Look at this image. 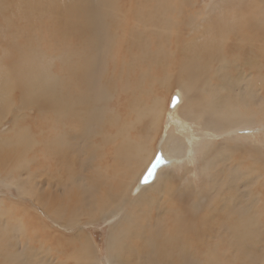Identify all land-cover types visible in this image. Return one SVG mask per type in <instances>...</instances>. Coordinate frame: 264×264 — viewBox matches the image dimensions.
<instances>
[{"label":"rangeland","instance_id":"1","mask_svg":"<svg viewBox=\"0 0 264 264\" xmlns=\"http://www.w3.org/2000/svg\"><path fill=\"white\" fill-rule=\"evenodd\" d=\"M191 2L187 12L188 16L191 13L192 20L189 19L190 22L183 24L185 33L181 43L177 45L175 31L168 40H165V33L157 37L149 28L136 35L135 29L140 28L133 26L131 0H0V85L12 86L14 80L22 79L25 81L22 87L31 97L29 103L26 92L22 98L19 87L9 90L0 88V264H60L86 241L91 244L98 263L109 264L107 239L111 230L122 220L126 204L115 210V217L90 222L82 219L74 227H66L67 225L55 220L54 214L50 213L48 208H53L62 200L65 195L64 188L72 194L78 186L70 181L74 176L69 177L71 174L76 175L73 172L76 168L67 169L65 163L73 162L76 157L78 167L82 158L88 160L89 151L93 148V161H98L101 165L99 153H103L102 150L111 157L118 149L120 141L114 122L121 126L122 120L133 117L130 108H133L135 101H147L151 104L155 97H160L166 112L169 110L171 97L178 98L179 92H183L190 99L212 94L221 96L223 93L231 102L232 99L237 102L244 98L253 104L264 99V85L260 87L251 81L254 67L248 64L253 58H257L261 61L264 73V0ZM117 5H122L125 17L120 18L116 13L119 11ZM238 9L240 11H237ZM246 10H250V22L246 25L245 13V20L241 25L237 17ZM66 17L69 20H66ZM79 22L87 24L83 26ZM218 24H221L220 30ZM86 26L92 29L87 30ZM239 36L246 38L245 49H250L248 55L251 58L248 57L247 64L239 47ZM255 37L259 38L253 42ZM160 39L162 43L159 42ZM205 43L209 45L206 46ZM202 46L207 49L217 47L219 54L224 53L222 57L229 63L220 70L218 77L213 76V92L203 94L198 88L201 75L195 69L199 64L194 63L191 54H185L187 51L199 54L198 49H202ZM158 49L166 52L163 59L161 58V65L150 61L148 56ZM256 50L261 51L262 57L256 56ZM182 59L186 60L185 64H190L189 67L182 65L185 62ZM221 60L222 58H218L212 62L218 65ZM82 66L86 68L84 76L89 79L88 85L93 86L94 93L91 95L86 91L87 88L76 91L72 84L74 79L81 77L79 67ZM70 69L72 71H69ZM35 73L45 78L46 87L48 82H56V76H63L64 80L72 78L67 87L80 95L85 91L88 96H75L79 100L76 116L73 117L68 112L62 118L61 125L56 128L55 123H59L60 119L46 102L50 97L48 87L39 106L31 91L29 80ZM112 74H120V78H116L113 91L108 85H104L108 88V91H105L102 87L103 80ZM80 85L82 84L78 86ZM186 85L191 88H184ZM67 87L63 86L61 89L65 90ZM65 93L71 102L64 104H69L73 109V94ZM186 99L184 97V102L183 99L181 101L183 105L171 111V118L187 123L188 127L185 126V129L178 130L175 127L174 130L176 135L181 132L183 139L192 140L194 152L192 155L184 153L181 158H175L176 161L172 160L170 168H166L168 170H164L163 174L172 181L170 185L175 189L177 198L184 191L191 193L201 203L195 214L197 223L207 225L208 220L204 217L209 213L210 216H222L226 223L217 233L213 229L216 233L214 237H182V251L188 255L194 246L195 264H264L263 116H257L254 122L246 125L235 124L214 130L206 127L200 118H182L183 106L189 102ZM176 103L178 105L179 100ZM81 112L86 113L83 120L79 117ZM69 120H73L72 125L76 129L65 133V130H69ZM160 122L162 124L159 123L158 129L151 131L152 133L148 129L151 126L148 119L139 127L145 134L150 132L152 154L158 151L162 137L168 135L173 128V123H166L168 121L165 113ZM106 132L112 139L102 150L96 148L98 142L104 146L102 137ZM58 134L65 135L70 146L63 150H73L72 153L78 155H69L68 158L64 153L58 154L54 151ZM131 134L133 137L138 136L135 129L131 130ZM209 141L216 149L210 147ZM227 147L231 150L228 151ZM55 153L58 154L56 157L53 155ZM212 162L215 164L214 173L218 178L215 184L210 183L207 177ZM139 168H134L131 174L135 183L133 192L129 191L128 194L131 199L140 192L136 176ZM142 170L143 168L140 172ZM71 171V174H67ZM101 171L97 168L91 169L92 174ZM59 172L60 174H57ZM86 173L81 171L77 172V175L79 178H85ZM63 181L65 184L62 188ZM166 190H160L159 196L165 198L163 194ZM155 195L157 192H154L148 202H152ZM237 198L241 199L238 207L246 211L242 216L248 214L250 217H259L261 223L259 226L256 224L258 234L249 241L248 252L232 261L238 254L240 244L237 243L238 237L225 236L235 230L242 219L240 213L234 210H229L235 212L233 215L225 217L227 210L224 207L230 202L238 201ZM41 203L45 206H40ZM216 209L223 210L214 213ZM153 218L155 216H152ZM138 219L139 214L129 223H136ZM168 222L170 226L171 222ZM162 229L165 227L161 220L160 225L151 233L127 237L128 233L125 234L126 238L121 237L125 238L123 242L129 238L134 245L142 247L140 253L136 252L128 259L130 264H134L133 260L136 264H156V252H144L150 245H159L163 241ZM124 232L127 233L126 230ZM69 239L83 242L69 245ZM128 250L124 248V252ZM183 264L190 263L186 259Z\"/></svg>","mask_w":264,"mask_h":264},{"label":"bare ground","instance_id":"2","mask_svg":"<svg viewBox=\"0 0 264 264\" xmlns=\"http://www.w3.org/2000/svg\"><path fill=\"white\" fill-rule=\"evenodd\" d=\"M131 3L133 5L131 12L133 26L136 25L137 28H140L139 30L135 29L136 35H139L145 29L149 28L154 32L155 35H157V37L159 34L165 33L167 36V39L165 38V40H168L170 38L169 36L173 33V31H175V41L178 45L180 40L183 38V34L185 33L184 28H182L183 24L185 23L186 25L187 22H190L192 20L191 13L189 14L190 16H188L187 12L188 6L190 7V5H192L191 0H131ZM121 7L122 5H117L119 11L116 12L119 14L120 18L122 16L125 17V11L122 10ZM240 9H238L237 11H240ZM251 9L252 11H254L253 7ZM249 12L250 10H246L243 13H240L237 17V21L241 25L244 23L245 13L247 16L246 25H249V19L251 16ZM185 16H187L186 20ZM189 19L191 20L189 21ZM66 20L69 19L66 17ZM228 21L230 22V20ZM254 22L255 21H252V23ZM80 24L83 25L82 23ZM180 27L182 29L179 30ZM217 27L218 30H220L221 24H218ZM89 29L91 30L92 27H87V30ZM209 33L211 34L212 31L210 30ZM258 38L259 37H255L253 42H255V40H257ZM165 40H163V42ZM245 40L246 38L244 36L238 37L240 50L244 54L243 60L247 64L248 62L246 61L248 57H250V55H248L250 49H245ZM159 42L162 43L161 39ZM119 43L117 42V44ZM208 45L206 44V46ZM220 47L222 50V45ZM198 53L199 54H193L190 51H187V53L185 54H191L192 58L194 59V63L199 64V67L195 69L198 70L199 75H201V83L198 85L200 93H208V91L213 92L212 78L218 77L217 74L221 73L220 70L225 68L229 64L227 62L228 60H226L225 57H222L224 53L221 55L219 54L217 47L207 49L205 46H202V49H198ZM165 54L166 52L164 50L158 49L154 54H148V56L151 58L150 61H154L155 64L161 65V58ZM256 56L262 57L261 51L256 50ZM181 57H184V55H181ZM166 58L167 55L165 56L164 60H166ZM218 58H222V60L218 63V65H214L212 60ZM182 60L185 61L182 65L185 67H189L190 64H185L186 60ZM146 63L148 64L149 62ZM84 64L85 63H83V65ZM248 64L254 67V74L251 77V81H253L256 85L262 87L264 85V73L261 61L257 60V58H253L252 61H250ZM67 65L70 66L69 64ZM79 68L81 77L79 79H77V77L73 80V87L76 88V91L77 89L81 90L87 88L86 91L89 95H91L94 93V91L93 86L88 85L89 79L84 76V72L86 73V68L84 66ZM69 71H72V69H70ZM209 73L213 74L208 75ZM63 78V76H56L55 83L51 81L47 83V87L50 92V97L46 100V102L48 105L51 106V109L56 112V114L58 115L57 117L60 119L59 123L54 122L56 128L61 125L62 118H64V116H66L65 114H68V112H70L71 116H76L77 107L79 106V100L75 98V96H88L85 95L84 90L82 95H80L76 91H73L70 87H67L71 83L72 78L68 80H64ZM116 78L118 80L120 78V74H115L114 76L112 74L111 77L103 80V90L108 91L109 88L113 91ZM29 81L31 84V91L34 93L35 98L37 99L36 103L39 106L40 103L44 100L45 90H48L45 85V78L35 73L32 75ZM23 82L25 81L22 79H16L13 81L12 86L6 87L4 85H0V88H3L4 90H9L15 87H19L21 89L22 98H24L26 91L22 87ZM78 83L82 85L78 86ZM104 85H108V88ZM63 86L69 89H61V87L63 88ZM184 88L189 89L191 87L189 85H186ZM65 92H70L73 94V109L69 107V104H64L65 102H71L69 101V99L66 98V96L68 95H66ZM178 94V105L177 103H172V96L170 104L168 105L169 110L167 109L166 112L164 110V102L160 99V97H155L151 104H149L147 101H142L140 103L135 101L133 103V108H130V110L132 109L133 117L126 120H122L121 126L118 123L114 122V125L118 130L117 138L120 141V146L112 154V156L110 157L106 152H104V150H102V148H105V145L112 139L109 133L106 132L102 137V142L104 146L100 145L99 142H95L97 144L96 148H101V150L103 151V153H99V156L101 157V165L98 161H93V148L90 149L91 151L88 150L90 152V154L87 156L88 160H85L83 158L82 160H80L79 158L80 165H78V167L76 164V162H78V158L76 157L74 158L73 162L69 163L70 165L68 163H65L67 165V169L69 167L73 169L76 168L73 170L76 175L71 174L72 171L67 174H71L69 177L74 176V178L70 179V181L73 183H77L78 186L75 189L76 191L72 192V194L67 188H64L63 194L66 195H64L65 199H63V197L62 200L59 201L56 206H52L53 208H48L49 212L54 214L55 220L59 221L63 225H67L66 227H74L78 225L82 221V219H85L86 221L90 222L101 218L104 219L105 217H115L116 214L113 215L115 210L120 209L126 204V210H124L125 212L123 211L124 214L122 220L118 222L115 227L111 230V234L107 239V262L109 264H130L128 259H131V255L135 254L136 252L140 253L142 247L134 245L129 238L123 242V240L126 238L125 234L127 235L129 233L127 237H137L145 233H151L157 226L160 225L161 220L162 225L165 227V229H162L161 232V236L164 237L163 241L159 245H150L149 248L144 252L150 253L151 251H155L157 254V257L155 259L156 264H183L186 259L189 261L190 264H195L196 248L193 246L192 251L188 255L184 254L182 251L184 246V241L182 237H214V235L219 230L224 228V224L226 222L224 221L222 216L218 214H212L210 216L209 213V215L205 216L204 218L208 220L207 225H204L203 223H197L195 220V214L196 211L201 207V203L191 193H185L184 191L180 194L179 198H177L175 189L172 185H170L172 181L169 180L167 175L163 174L164 170H168L166 168H170L172 160H175V158H181L184 153L192 155L194 152V149L192 147L193 143L191 142L192 140L187 141L186 138L183 139L181 136V132L176 135V131L174 130L175 127H177L178 130L185 129V126L188 127L187 123H183V121L179 120V122L176 120H172L171 111L178 109L182 104V99L184 102V97H186V101L189 100V102H186L187 105L185 107L183 106L182 114L184 117L182 116V118H187L188 120L200 118V120H202L206 127H209L210 129L214 130H221L225 126L235 124H249L252 121L254 122L257 116H263V118H261L264 119V99L259 101L258 103L254 102L252 104L248 101H245L244 98L243 100H241L242 98L239 99L237 102L232 99L231 102L229 101L228 97L226 98L225 96H223L224 93L221 96L212 94L211 96H202L201 98L195 99L188 98L183 92H179ZM26 97L27 102L31 103V97L29 96V94H27V92ZM99 98H101V96ZM191 100L193 101V105H191ZM7 102L8 96H6V103ZM163 112L167 117L168 122L166 123H173V128H171L169 133H167L168 135H164L162 137L158 145V151L152 154L149 140L150 132L157 130L159 123L162 124L160 121L162 119V116L164 115ZM166 113L168 114L166 115ZM79 117L82 120L85 119L86 113L81 112L79 114ZM147 119L149 120L151 126L150 128H148L150 132L145 134L140 131L139 127L140 124H143L144 120ZM72 121L73 120L67 121L69 130H65V133H67V131L69 132L71 129H76V127L72 125ZM133 129L137 130L138 136H132L131 130ZM186 132H188V130H186ZM210 147L214 148L212 142H210ZM66 148H70L69 144L67 143L66 136L63 134H58L55 141L54 151L58 154L64 153L68 158L69 155H78L72 153L73 150H63ZM214 149H216V147ZM228 149L230 148L227 147V150ZM59 150L60 152H58ZM58 154L55 153L53 155L56 157ZM61 159L62 158H60V160ZM155 160L159 161V165L156 168V171L154 172L151 180L147 181V183H144L143 177ZM57 163L58 162H56V164ZM59 163L62 165L61 161ZM25 168L27 169V165ZM92 168H97L102 171L100 173L95 172L92 174ZM134 168H139L136 176L138 178L137 186L139 187L140 192L135 195V198L131 199L132 197L128 196V194L129 191H131V193L133 192L132 188L135 184L131 177ZM142 168L143 170L140 172ZM214 169L215 164L212 162L210 163L207 176L209 178L210 183L212 184H215L218 181V178L215 176ZM81 171L87 172L84 176L85 178H79V175H77V172ZM57 174H60V172ZM63 182L64 183L61 185L62 188L65 184V181ZM55 187L58 188L57 185H55ZM162 189H167L163 194L165 195V198L159 196L160 190ZM154 192H157V195H155L156 198L154 197L155 199L153 198L152 202H148L150 199H152V195L154 194ZM236 200H238V198ZM240 202L241 199L236 201L235 203L230 202L226 207H224V209L227 210L224 215L225 217H229L235 213L234 211H237L240 213V218L242 219L240 221L239 226L225 236L238 237L237 243L240 244V248L237 251L238 254L235 258L232 259V261L235 259H239L241 254L244 256L248 252L249 241H251L253 238H256L258 234L256 230V224L259 226V224L261 223V219L259 217H250L247 216V213V215L242 216V213H245L246 211L243 208L238 207ZM40 206L44 207L45 205L41 203ZM221 210L223 209H216L214 210V213L220 212ZM180 211L182 212L180 213ZM138 214V221L136 223H129L134 220L135 216ZM152 216H155V218L152 219ZM211 220L212 222H210ZM168 221L171 222L170 226ZM129 228L130 230H127ZM213 229L216 233L213 231ZM125 230L127 231V233L124 232ZM82 242V240L71 241L69 239V241H67V244H80ZM124 248H128V252H124ZM133 263L136 264V261L133 260ZM60 264L99 263L94 257L91 244L86 241L85 243H83L81 248H78L76 252L68 255L65 261Z\"/></svg>","mask_w":264,"mask_h":264},{"label":"water","instance_id":"3","mask_svg":"<svg viewBox=\"0 0 264 264\" xmlns=\"http://www.w3.org/2000/svg\"><path fill=\"white\" fill-rule=\"evenodd\" d=\"M161 160H162V157H161ZM158 165H159V161H158V160H155V161L152 163V165L150 166V168L148 169L147 173L144 175V177H143V181H144L145 179H147V181H150V180H151V178H152L154 172L156 171V168L158 167ZM149 171L152 172V175H151V176L148 175Z\"/></svg>","mask_w":264,"mask_h":264},{"label":"snow or ice","instance_id":"4","mask_svg":"<svg viewBox=\"0 0 264 264\" xmlns=\"http://www.w3.org/2000/svg\"><path fill=\"white\" fill-rule=\"evenodd\" d=\"M173 102H174V104H175L176 102H178V98H173ZM148 175L151 176V175H152V172L149 171ZM144 183H147V179L144 180Z\"/></svg>","mask_w":264,"mask_h":264}]
</instances>
